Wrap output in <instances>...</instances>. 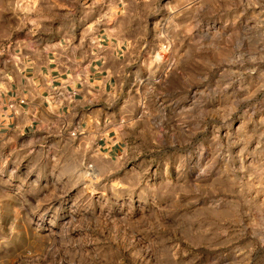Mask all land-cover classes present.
Here are the masks:
<instances>
[{"label": "clouds", "instance_id": "obj_1", "mask_svg": "<svg viewBox=\"0 0 264 264\" xmlns=\"http://www.w3.org/2000/svg\"><path fill=\"white\" fill-rule=\"evenodd\" d=\"M0 264H264V0H0Z\"/></svg>", "mask_w": 264, "mask_h": 264}]
</instances>
